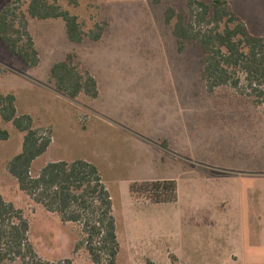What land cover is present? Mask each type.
<instances>
[{"label":"rangeland","instance_id":"1","mask_svg":"<svg viewBox=\"0 0 264 264\" xmlns=\"http://www.w3.org/2000/svg\"><path fill=\"white\" fill-rule=\"evenodd\" d=\"M30 1L0 0V12L13 5L26 14L40 53L31 67L0 40V96L15 95L18 114L31 116L34 127L54 128L55 142L32 174L49 162L100 165L114 203L117 264H264V102L231 86L207 90L202 48L186 41L180 50L178 17L167 21L170 8L188 19V0H58L86 32L107 25L100 41L82 43L69 39L62 18L30 16ZM227 1L264 37V0ZM71 53L97 78L100 97L71 98L51 82L53 65ZM0 124L10 133L0 142V195L23 211L37 253L94 264L85 247L77 249L81 224L36 202L9 172L25 133L1 115ZM98 128L111 133L101 139ZM158 179L176 180V202L131 192L136 181Z\"/></svg>","mask_w":264,"mask_h":264},{"label":"trees","instance_id":"2","mask_svg":"<svg viewBox=\"0 0 264 264\" xmlns=\"http://www.w3.org/2000/svg\"><path fill=\"white\" fill-rule=\"evenodd\" d=\"M161 0H154L159 3ZM73 3L78 4L77 0ZM189 18L167 11V21L178 17L174 33L179 49L186 41H194L202 48L201 77L207 90L231 86L242 94L264 102V37L251 32L227 0H214L210 5L201 0H188ZM30 16L39 19L62 18L68 37L75 43L85 38L99 41L106 24L98 23L89 32L83 29L77 15L64 10L58 0H31ZM0 40L10 51L20 56L31 67L40 63V53L29 29L24 12L9 5L0 12ZM76 55L54 64L50 80L58 91L76 98L84 93L91 98L99 96L98 81L92 73L75 62ZM0 115L25 133L21 152L7 165L20 188L51 212L58 213L64 222L82 226L83 239L77 249L85 247L94 264H117L120 243L113 212L112 195L104 183L98 167L83 159L73 162H49L32 174L34 161L47 152L52 142V131L33 125L27 114L19 115L13 94L0 96ZM10 133L0 124V142ZM134 194L148 193L154 203L176 202L178 185L173 179L136 181L131 185ZM30 225L23 211L0 195V264H64L70 261L43 259L29 237Z\"/></svg>","mask_w":264,"mask_h":264},{"label":"crops","instance_id":"3","mask_svg":"<svg viewBox=\"0 0 264 264\" xmlns=\"http://www.w3.org/2000/svg\"><path fill=\"white\" fill-rule=\"evenodd\" d=\"M100 41V40H99ZM96 78V77H95ZM97 79V78H96ZM98 81V80H97ZM100 87V86H99ZM99 91H100V93H99V96L98 97H100V95H101V89H99ZM97 97V98H98ZM95 111H97V110H95ZM96 114H98V112H96ZM53 129V131H52V142H51V144H50V146H49V148H48V150H47V152L50 150V148H52V146H53V144H54V142H55V137H54V135H56V133H55V131H54V128H52ZM86 130L85 131H87V130H89V127L88 126H86V128H85ZM103 129H101V128H98L97 130H96V132H99V133H97L98 134V136L102 139V136H106V133H111V129L108 131V132H105L104 130L102 131ZM59 139V142L62 144V145H66L67 143H70V141H69V139L68 138H64L63 136H61V137H58ZM165 140V139H164ZM167 140V139H166ZM110 141V143H111V139L109 140ZM168 141V140H167ZM77 143H79V141L77 140L76 141V144ZM168 143H169V146H170V142L168 141ZM169 146L167 147L168 149H169ZM46 152V153H47ZM86 160H89V161H92V162H94V160H93V158H85ZM95 163V162H94ZM96 164V163H95ZM97 165V167H98V169H99V171H100V173H101V175H102V177H103V170H102V168L100 167V165L99 164H96ZM103 172V173H102ZM104 179V178H103Z\"/></svg>","mask_w":264,"mask_h":264}]
</instances>
